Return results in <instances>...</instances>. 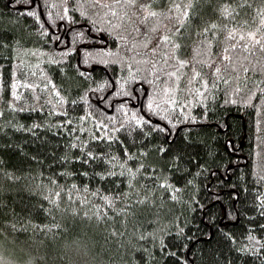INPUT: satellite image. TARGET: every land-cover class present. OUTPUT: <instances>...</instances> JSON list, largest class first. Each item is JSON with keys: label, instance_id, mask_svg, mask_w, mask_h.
I'll return each instance as SVG.
<instances>
[{"label": "trees", "instance_id": "trees-1", "mask_svg": "<svg viewBox=\"0 0 264 264\" xmlns=\"http://www.w3.org/2000/svg\"><path fill=\"white\" fill-rule=\"evenodd\" d=\"M175 3L181 58L206 39L247 57L227 84L206 65V88L187 67L178 86L152 73L96 0H0V264H264V51L246 35L264 33V0Z\"/></svg>", "mask_w": 264, "mask_h": 264}, {"label": "snow or ice", "instance_id": "snow-or-ice-1", "mask_svg": "<svg viewBox=\"0 0 264 264\" xmlns=\"http://www.w3.org/2000/svg\"><path fill=\"white\" fill-rule=\"evenodd\" d=\"M151 2L152 0H110V3H106L105 0H96V4H98L101 8H107L108 12H110L113 17L126 19L128 25L130 26L131 32L135 33L137 37L132 39L133 47L130 48L129 51H132L134 48L145 49L146 54L143 56L144 67L149 69L152 73H160L161 75L167 76L170 79L174 78L173 85L178 86L181 76L184 75V72L181 71V69L187 67L190 69L188 72V83L191 85L193 81L199 77V83H201L206 88L208 87V79H206L207 74L202 73V71L197 67V65H206L210 66L212 69V76H214L217 80H222L223 83L227 84L228 80L232 77L229 75L227 79H224V75L228 73L229 69L235 71L237 69L238 63H242L243 59H247V57H234L230 53L229 49H235L237 47L236 43L229 42L227 44H221L219 45L221 49L220 52L214 54L212 52L213 41L206 39L203 42V49H201L200 43H196L193 55L190 58H181L178 54L181 44L178 40L174 39V36L176 34L183 35L181 29L187 23L186 18L189 16L188 8L190 4L182 6L179 3H175V0H173V2L167 8L153 9L151 7ZM173 9L176 11L174 12ZM105 15H107V13H105ZM225 15H227V12H225ZM161 17H163V19H161ZM116 27H121V25L117 24ZM215 27H217V25L212 23L209 27H204L200 31L208 32L210 28ZM127 30L128 29H125V31ZM233 32H236L235 28L228 33V36L232 37ZM240 35L243 36V33ZM246 35L249 38L250 43L258 45L259 48L264 51V33L258 35L256 32L249 31ZM117 38L125 42L128 39L125 36L119 35H117ZM243 47L249 51H252L248 44H243ZM157 53H159V55H157ZM202 53L206 55H202ZM148 54L151 55L149 56ZM213 60H215V63H213ZM161 61H163L162 64ZM158 65L161 66L158 67ZM242 70L245 73L249 71L247 67H244ZM261 71H264V67L261 68ZM156 78L159 79V76ZM49 84H52V82L49 81ZM165 84L166 86L163 89L164 93H175V86H167L168 82H165ZM16 86L17 85L14 82L12 85L13 97H17V93L15 91ZM28 87L31 88L34 86L28 85ZM42 87L47 88L48 85H43ZM195 90L197 92L200 91L198 88ZM52 91L56 92V95L60 98V101H65V97L60 94L54 84H52ZM72 103L74 104L75 101H72ZM167 103L174 105V96L168 98ZM9 106L12 107V105ZM147 107L150 111L154 108L153 98L151 96L148 98ZM164 111H167V109H164ZM155 114L161 115V112H156ZM132 118L135 120L136 125H142V122H145V117L143 116L136 117L133 115ZM164 119H169V117L165 116ZM21 127L23 126L21 125ZM105 127H107V125H105ZM157 128H160V125H157ZM108 139L111 140L112 137L109 136ZM85 143L87 142L85 141ZM159 150L161 152L164 151L163 148H160ZM124 153L127 157L129 154L127 148L124 149ZM98 155L100 154L94 155L92 151L87 152V156L92 159H96ZM74 158L81 159V157ZM105 159H108V162L112 163L113 161H117L118 158L116 156H112L111 158ZM87 162L88 161H85V163ZM115 166L116 165L113 164V167ZM119 167L126 168L127 165L124 162H120ZM143 167L144 165L140 164L136 169L129 168V176L134 177L139 169ZM121 174L123 175V173ZM101 175L103 177L104 175H115V173L105 172ZM159 183L161 187H172L166 178L160 180ZM129 184L131 185V179L129 180ZM105 199L107 200L108 197H105ZM252 239H254V237H252ZM172 254L175 255V253Z\"/></svg>", "mask_w": 264, "mask_h": 264}]
</instances>
